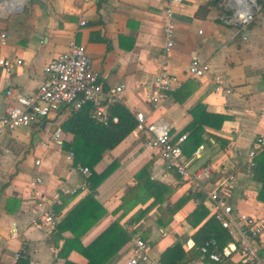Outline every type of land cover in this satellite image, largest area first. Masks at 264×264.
<instances>
[{"label":"crops","instance_id":"0c3cea01","mask_svg":"<svg viewBox=\"0 0 264 264\" xmlns=\"http://www.w3.org/2000/svg\"><path fill=\"white\" fill-rule=\"evenodd\" d=\"M253 1L261 11L248 31L242 33L226 23L235 2L186 0L175 11L176 44L166 54L162 0H0V59L22 60L10 75L0 69V116L15 103L7 91L34 93L45 79L44 67L75 41L85 47L94 71L100 75L102 101L118 102L134 114L140 112L150 121L167 124L173 142L189 136L184 130L194 121L193 111L198 105L204 106L206 115L226 118L220 129L204 127L205 142L200 146L205 149L200 158L194 160L200 146L194 149L189 139L182 144L185 160H193L191 171L204 166L215 171L211 181L203 182V190L184 181L175 171H167L160 156L145 146L141 133L134 131L107 151L94 168L99 175L113 167L95 196L105 214L81 237V247L91 245L119 221L128 232L136 230L133 237L140 236L149 243L154 258L161 259L167 248L179 243L186 250L193 249L196 229L187 218L200 205L199 199L189 200L166 227L157 224V209L139 223L130 224L151 201L125 215L119 209L123 196L135 185V175L147 164H151L154 180L175 188L172 202L190 193L203 194L210 217L214 205L207 193L233 176L232 186L221 189L220 195L236 213L264 217L263 185L254 179L248 157L256 138L264 134V0ZM2 34L7 36L6 45L1 44ZM194 58L208 62L212 72L201 79L188 77L187 69ZM163 68L177 76L182 85L174 92H162L163 101L156 108L151 98L159 93L155 77ZM217 76L222 78L221 91L216 90ZM117 88L122 89L120 93H115ZM72 112L71 107L63 106L29 127L6 130L0 136V264H17L14 258L21 250L24 258L18 264L66 262L59 253L74 235L66 231L58 239L46 232L37 217L39 209L28 183L36 175L42 177L48 205H59L68 197L59 215L61 221L92 192L89 187L73 197L64 195L65 190L88 183L67 159L74 136L65 133L62 144L52 141L54 132L62 129ZM203 115L201 112V119H205ZM37 161H41L40 166ZM240 240L239 234L233 237L236 249ZM130 241L106 264H127L133 254ZM251 245L264 257V239ZM69 260L87 263L76 250L70 253ZM188 264L211 263L201 258ZM225 264H241L238 252Z\"/></svg>","mask_w":264,"mask_h":264},{"label":"built area","instance_id":"2783aa9c","mask_svg":"<svg viewBox=\"0 0 264 264\" xmlns=\"http://www.w3.org/2000/svg\"><path fill=\"white\" fill-rule=\"evenodd\" d=\"M163 9V36L165 39V52L170 53L175 47L176 41V22L175 11L184 5L186 0H162ZM234 5L233 13L226 19V23L236 26L240 32L246 33L249 27L255 22L256 16L261 8L253 0H230ZM82 26L86 22L82 20ZM246 40L247 37H244ZM1 44H7V36L1 35ZM22 60L0 59V69L10 75L15 67L21 66ZM212 72V66L208 62H203L199 58H194L187 69V76L190 78L201 79ZM45 79L32 94H21L14 91H7V96L11 97L15 103L10 105L6 113L0 116V136L6 130H14L21 127H29L38 119L49 117L63 106H69L73 111L82 109L85 105H92V115L98 121L107 124L111 120L109 113L111 103H104L101 97L104 95L103 83L100 75L94 71L92 62L84 46L71 41L67 50L59 54L44 67ZM216 83L219 85L217 91H221L222 78L217 76ZM155 84L158 94L151 98V102L158 108L163 99L162 92H174L181 87V80L171 75L165 68L155 77ZM121 88H117L115 93H120ZM227 92H230L229 90ZM137 127L135 132L141 133L145 137L144 144L147 148L157 153L164 161L167 171H175L182 179L193 184L198 189H202L203 182L211 181L214 178V169L211 166H204L191 171L193 160L187 161L184 158L182 144L187 136H181L177 142H173L170 127L167 124L150 121L143 113L135 114ZM117 122V118H112ZM64 132L58 128L53 136L54 143L62 144ZM47 146V144H44ZM205 147L200 146L195 154L194 160L201 157ZM264 152V134L258 136L253 143L248 157L250 168L255 167L254 160ZM68 161L75 166L84 178L89 180L92 172L89 168L80 164H75V154L71 151L67 157ZM37 166L41 161L36 162ZM235 178L229 176L220 182L218 188L208 192V199L214 205L213 215L220 222L222 227L234 237L239 234L241 237L240 245L236 249L235 244L230 243L223 248L222 253L216 250L210 251L209 247H202L201 253L210 261L219 263L224 258L231 257L234 252L239 254L241 264H264V257L260 256L257 250L251 245L253 241L264 239V217H254L240 212L236 213L234 208L227 204L225 197L220 195V190H226L232 186ZM31 197L36 203L39 212L38 219L48 234H53L61 222V217L55 213V205L47 204L44 181L41 176H34L28 183ZM89 190L88 183L70 188L64 191L66 196H75L79 192ZM16 233V232H14ZM165 236V234H163ZM133 254L127 264H162L160 259L154 258L151 254L149 243L140 236L133 237L130 241ZM213 240L210 246H215ZM24 258V250L18 252L14 258V263Z\"/></svg>","mask_w":264,"mask_h":264},{"label":"trees","instance_id":"16d2710c","mask_svg":"<svg viewBox=\"0 0 264 264\" xmlns=\"http://www.w3.org/2000/svg\"><path fill=\"white\" fill-rule=\"evenodd\" d=\"M201 112L205 119L200 118ZM109 113L111 120L104 124L93 117L92 105L88 104L78 111H73L62 125L64 133L74 136L72 146L69 147L75 154V163L89 168L92 172V176L88 180L92 192L64 217L53 233L54 237L58 239L66 231H70L74 235V239L66 241L59 253V258L65 259V264H74L69 260V255L75 250L86 258V264H106L136 233V230L128 232L120 225L119 221H115L88 247H81L79 244L81 237L105 214V209L98 203L95 196L97 188L112 173L113 167H109L99 175L94 168L107 151L115 149L137 127L135 114L124 105L118 102L113 103ZM193 115L194 121L184 132H189L187 139L196 149L205 142L203 139L204 127L220 129L226 118L220 115H206L203 105H198L193 111ZM113 117L117 118L116 123L112 121ZM212 137L220 142L217 136ZM64 147L69 148L67 145ZM254 162L253 177L262 183L261 193L264 195V152L260 153ZM174 193L175 188L173 186L152 178L151 164H147L135 175V185L123 196L122 205L119 209L123 210L125 215L138 205H145L151 201L145 209L139 211L130 224L139 223L153 209H157L160 214L157 224L160 227H166L189 200L199 199L200 205L187 218L188 224L196 229L192 236L195 244L193 249L186 250L183 244L179 243L172 248H167L162 253L160 260L162 264H188L201 258L205 263H228L231 257L215 263L204 257L200 251L202 247H209L210 251L216 250L220 254L224 247L233 242V237L222 227L215 216L210 217V209L204 204L205 196L190 193L176 202H172ZM67 199L68 197H64L59 205H55L54 209L57 215L61 214L63 203ZM213 240L216 245L210 246Z\"/></svg>","mask_w":264,"mask_h":264}]
</instances>
